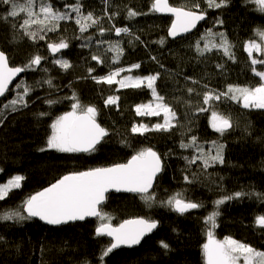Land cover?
<instances>
[{"label": "trees", "instance_id": "16d2710c", "mask_svg": "<svg viewBox=\"0 0 264 264\" xmlns=\"http://www.w3.org/2000/svg\"><path fill=\"white\" fill-rule=\"evenodd\" d=\"M153 2L79 0L82 15L91 12L98 20L95 25L82 20L91 26L81 33L77 13L65 7L77 0H34L33 11L37 14L43 3L70 15V19L59 21L55 31L41 32L39 25H31L29 31L37 32L35 40L19 27L26 13L8 16L11 5L0 3V51L7 56L9 65L24 67L36 55L43 57L39 66H33L34 70L24 71L0 102V185L17 175L24 177L21 186L11 189L0 201V209L22 210L25 200L63 176L126 163L143 149L151 148L163 163L152 190L157 202L149 206L139 196L110 194L100 209L110 217L104 222L115 226L135 218L157 221L158 230L140 246L112 252L101 260L109 241L95 235L101 223L99 218L60 228L47 227L32 219L0 220V264H204L202 246L208 230L204 219L213 210L214 201L236 192L251 195L226 200L219 206L214 237L217 240L231 237L264 252V228L254 225L255 218L264 215V200L257 196L264 194V109H245L242 102L227 98L203 104V93L207 90L220 93L228 85L256 87L260 83L252 72L245 44L251 40L260 42L256 33L264 31V12L248 0H227L220 8H209L206 0H168L173 6L191 7L199 3L201 10H206V20L195 32L172 40L168 36L172 20L150 12ZM129 9L145 14L129 18ZM113 25L127 27L129 33L117 36ZM101 29L105 30L103 35ZM219 33L226 37L234 59L226 56L222 48L212 47L203 55L197 51L198 42L200 49L206 44L219 45ZM40 35L45 39H39ZM60 40L67 42L68 47L56 56L51 55L48 44ZM117 42L123 52L118 62L113 63L117 54L108 49ZM93 55L104 62L97 63ZM253 57L263 59L262 55ZM57 59L68 61L70 67L62 69L53 63ZM135 64L140 67L122 72L117 79L159 74L154 87L176 112L178 121L169 131L132 133L133 125L151 128L163 123V114L149 116L135 112L137 105L156 103L146 85L119 89L117 84H98L93 79ZM256 68L264 71V65L258 64ZM89 69L94 71L90 73ZM47 80L52 81L51 87ZM193 80L198 83L193 84ZM21 83L32 89L25 97L27 107L18 104L17 111L5 110L4 103L18 93L23 94V88L18 87ZM188 88L195 91L189 94ZM73 95L82 105L97 109L96 121L108 135L89 154L41 151L51 134L52 122L72 110ZM109 95L120 97L117 105H105ZM49 100L57 102L50 105ZM200 107L206 110L199 111ZM213 112L229 117L232 122V128L223 135L211 127ZM193 137L205 154L213 156L216 155L213 141L222 144L223 163L206 168L197 146H180L181 142L191 144ZM193 157H197L195 163H189ZM177 193L186 200L202 203L203 207L181 215L160 206V200ZM161 241L169 245L168 250L161 248Z\"/></svg>", "mask_w": 264, "mask_h": 264}, {"label": "snow or ice", "instance_id": "6c2138e0", "mask_svg": "<svg viewBox=\"0 0 264 264\" xmlns=\"http://www.w3.org/2000/svg\"><path fill=\"white\" fill-rule=\"evenodd\" d=\"M209 8H220L226 5L227 0H206ZM257 6V10L264 12V0H248ZM4 5H11V11L8 16L16 17L21 12L26 13V17L19 25L23 29L24 34L35 40L37 32L29 31L31 25L36 24L40 26V31H55L58 28L59 21L70 19L68 13H61L59 10H54L51 4L40 5V14L43 19H40V14L33 11L34 0H26L24 3H17L16 0H0ZM65 7L71 8L72 11L77 13L76 23L80 25V31L83 33L87 30V25L83 21H91L92 25L98 23V20L93 17L89 12L87 16H83L80 11L79 0L74 5H66ZM150 12L156 13H170L175 16L172 22L168 35L175 38L176 36L190 32L196 27L198 21L206 18V10H201L199 3H193L191 7L173 6L170 5L168 0H154ZM139 13L135 10L129 9L128 17L132 18ZM36 17L33 19V17ZM16 27V25H13ZM115 34L120 36L121 33L128 34L127 27L118 28L113 25ZM104 29H101L100 34H104ZM208 35L212 36L211 30H208ZM221 42L219 45L209 44L205 45L204 49H200L199 42L197 43V51L203 55L204 51H211L212 47L222 48L224 54L234 59V56L229 51V45L223 33H219ZM256 35L259 37L260 42L256 40L248 41L245 44V51L251 60L252 72L255 76L259 77L260 83L256 87H246L239 85H228L225 92L216 93L213 90H207L203 93V104L207 105L213 100H220L227 98L229 100L242 102V107L245 109L259 108L264 109V71H258L256 65H264V59L253 57V52L264 55V31L257 30ZM39 39H45L44 35H40ZM139 40V37H136ZM163 41H161L162 43ZM68 47L67 42L60 40L59 43H49L48 48L54 54L61 49ZM108 51H113L117 55L113 58V63H117L119 56L123 50L120 48L119 43L112 45ZM43 57L36 55L24 67H9L7 57L4 52L0 51V97H5L6 92L9 91V84L13 78L19 73L33 69V66H39ZM92 59L97 63L104 61L97 55H93ZM153 59H155L153 57ZM53 63L58 64L62 69L67 70L70 65L66 60H54ZM139 64H135L125 69L123 67L115 70H110L105 76L93 77L98 84L106 85H119V89L133 88L138 89L145 86L151 90L152 95L156 101L153 105L140 104L135 107L137 115L160 116L163 114V123H157L149 128L148 125L140 124L133 125L131 131L133 134L143 135L147 131H169L176 126V112L164 102V97L160 96L154 83L159 74L149 75L147 77H133L131 75L121 76L122 72H131L134 68H139ZM219 67V65H218ZM94 69H89L91 73ZM49 86H52V81H46ZM193 84L198 81L193 80ZM18 87L23 88V94H17L16 98L8 100L2 105L5 110L17 111V105L27 107L25 97L30 93L31 86L21 83ZM207 89V85L203 86ZM117 89V90H119ZM195 89L188 88L189 94L193 93ZM199 94V93H198ZM73 103L71 105L72 111L67 112L57 117L51 124V134L46 141V147L41 148V151L54 149L62 153H77V152H91L95 149L96 144L108 135L106 129L96 122L97 109L93 106L82 105L78 98L73 95L71 97ZM120 97L109 95L105 100V105H117ZM57 101L49 100L48 104L56 103ZM203 107L199 111H205ZM41 116L46 113H41ZM232 122L229 117L220 115L216 112L212 113L211 127L214 131L224 134L225 131L232 128ZM216 148V155L210 153L205 154L203 149L196 145V138H192L191 144H184L181 142V147L197 146L200 151V158H203L205 167H210L216 162L223 163V145L217 144L213 141ZM187 159V158H186ZM197 157H193L189 163H195ZM161 171V161L158 154L151 148L143 149L132 156V158L125 164H117L107 168H95L84 172L73 173L65 175L63 178L53 183L50 187L45 188L43 191L30 196L23 202L21 209H0V220H18L23 221L29 218L38 217L41 221L49 225L66 224L70 221H82L86 217H98L101 221L100 225L95 229V235L111 237L109 244L103 249L100 259L103 260L114 249L121 246L133 247L140 244L141 240L147 234L151 233L157 228L158 222L143 218L125 220L119 226H112L110 223L104 221L109 220L106 214H103L98 209V205L105 199V193L109 189L117 191H125L139 195L140 199L146 204L151 206L157 202L156 194L153 189V181L157 173ZM24 179L22 176H15L10 178L6 184L0 185V201H3L8 192L13 188H19L21 181ZM188 181V177H185ZM190 182V181H189ZM250 193L236 192L231 195L224 196L214 201L213 210L205 217L204 223L208 226L207 242L202 246V254L204 257V264H239L243 260V264H264V252H260L252 248L250 245L239 242L231 237H226L223 240H217L214 237L213 229L217 227L216 217L219 215L218 208L226 200L238 199ZM258 198L264 200V194H257ZM160 206H166L172 211L181 215L193 209L203 207L202 203L186 200L183 194L177 193L176 195L169 196L167 199L159 201ZM23 213H26L25 216ZM254 225L264 228V215H259L254 220ZM161 248L168 250L169 245L161 241Z\"/></svg>", "mask_w": 264, "mask_h": 264}, {"label": "water", "instance_id": "95a60500", "mask_svg": "<svg viewBox=\"0 0 264 264\" xmlns=\"http://www.w3.org/2000/svg\"><path fill=\"white\" fill-rule=\"evenodd\" d=\"M156 13V12H155ZM158 15H162V16H166V17H169V18H171V20H172V22L175 20V16H173L172 14H170V13H157ZM205 20H206V18L204 19V20H201V21H198L197 22V24H196V27L195 28H193L190 32H187V33H182V34H180V35H178V36H176L175 38H173V37H171V36H169V38L170 39H172V40H177V39H180V38H183V37H186V36H188V35H190V34H192L193 32H195L196 30H197V28L200 26V25H202L204 22H205ZM172 22H171V24H172ZM170 27H171V25H170ZM170 29V28H169ZM169 32V31H168ZM49 49V48H48ZM61 51V50H60ZM59 51V52H60ZM49 52H50V54L51 55H53V56H56L59 52H57V53H52L50 50H49ZM7 57V56H6ZM7 62H8V59H7ZM8 66L9 67H11L10 65H9V63H8ZM23 73L24 72H21V73H19L16 77H14L13 78V80H12V82L9 84V90H10V88L13 86V84L17 81V79H19L22 75H23ZM9 92V91H8ZM8 92H6V94H5V96L7 95V93ZM4 97H0V102L2 101V99H3ZM97 122V121H96ZM98 123V122H97ZM99 124V123H98ZM231 129V128H230ZM230 129H228L227 131H229ZM227 131H225V132H227ZM106 136H104L101 140H100V142L98 143V144H96V146H95V149L101 144V142L103 141V139L105 138ZM94 149V150H95ZM93 150V151H94ZM93 151H91V152H93ZM91 152H87V153H85V152H77V153H79V154H89V153H91ZM131 159V158H130ZM129 159V160H130ZM128 160V161H129ZM127 161V162H128ZM160 161H161V159H160ZM126 162V163H127ZM123 164H125V163H123ZM115 166V165H114ZM112 167V166H111ZM162 169H163V163H162V161H161V171L160 172H158L157 173V175H156V177L154 178V181H153V188H154V186H155V184H156V181H157V178L161 175V173H162ZM68 175H70V174H68ZM64 177V176H63ZM62 177V178H63ZM61 179V178H60ZM59 179V180H60ZM58 181V180H57ZM56 181V182H57ZM56 182H54V183H56ZM52 185V184H51ZM51 185H49L48 187H50ZM47 188V187H46ZM45 189V188H44ZM44 189H42L41 191H43ZM153 190V189H152ZM151 190V191H152ZM40 192V191H39ZM110 194H115V195H132V196H139V195H137V194H135V193H130V192H125V191H117V190H115V189H109V191L108 192H106L105 193V199L101 202V204L100 205H98V209L100 210L104 205H105V203H106V199H107V197L110 195ZM35 195V194H34ZM195 209H193V210H190L189 212H192V211H194ZM189 212H186V213H189ZM186 213H184V214H186ZM25 214V216L27 215L26 213H24ZM29 219H32V220H35V221H38L39 223H41L42 225H44V226H47V227H51V228H60V227H64V226H67V225H71V224H75V223H84V222H86V221H91V220H95V219H98V217H86L84 220H82V221H80V220H78V221H70V222H68V223H66V224H60V225H49V224H47V223H45L44 221H41L38 217H33V218H29ZM135 219H138V218H135ZM128 220H131V219H128ZM125 221V220H124ZM124 221H122V222H120L119 224H121V223H123ZM119 224L118 225H116V226H119ZM112 226H114V227H116L115 225H112ZM158 228H159V224H158V226H157V228L156 229H154L151 233H149V234H147L146 236H144V238L141 240V242H140V244L146 239V238H148L149 236H151L153 233H155L157 230H158ZM102 237H105L109 242L111 241V237H108V236H102ZM140 244H138V245H135V246H133V247H127V246H121V247H119V248H117V249H114L113 250V252H115V251H118V250H121V249H127V250H129V249H133V248H136V247H138V246H140Z\"/></svg>", "mask_w": 264, "mask_h": 264}, {"label": "rangeland", "instance_id": "374dc122", "mask_svg": "<svg viewBox=\"0 0 264 264\" xmlns=\"http://www.w3.org/2000/svg\"><path fill=\"white\" fill-rule=\"evenodd\" d=\"M122 34V33H121ZM246 53H247V51H246ZM248 54V53H247ZM256 55L257 57H259L261 54L260 53H257V52H253V55ZM262 57H263V59H264V55H262ZM253 109H259V108H253ZM72 111V110H71ZM211 121H212V116H211ZM49 150H54V149H49ZM206 242H207V240H206ZM239 264H243V260H241L240 262H239Z\"/></svg>", "mask_w": 264, "mask_h": 264}]
</instances>
